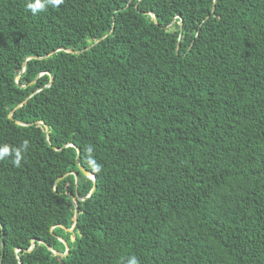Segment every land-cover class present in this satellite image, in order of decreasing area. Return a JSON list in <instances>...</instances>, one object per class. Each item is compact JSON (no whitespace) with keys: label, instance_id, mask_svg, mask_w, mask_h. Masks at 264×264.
<instances>
[{"label":"trees","instance_id":"obj_1","mask_svg":"<svg viewBox=\"0 0 264 264\" xmlns=\"http://www.w3.org/2000/svg\"><path fill=\"white\" fill-rule=\"evenodd\" d=\"M27 3L0 0V264H264V0Z\"/></svg>","mask_w":264,"mask_h":264},{"label":"water","instance_id":"obj_2","mask_svg":"<svg viewBox=\"0 0 264 264\" xmlns=\"http://www.w3.org/2000/svg\"><path fill=\"white\" fill-rule=\"evenodd\" d=\"M151 17H152V20L155 21V16H154V14H151ZM102 39H103V38H102ZM66 51H67V52H70V53H75V51H73V50H71V49H66ZM53 53H54V52H52L51 54H53ZM48 56H49V55H48ZM37 58H38V57H37ZM28 59H30V58H28ZM24 69H25V63H24V65H23V68H22L20 74L16 77V83H17V84H19L20 75L24 72ZM52 81H53V79L51 78V79H50V82H49V84H48V86L51 85ZM25 102H26V101H25ZM25 102H24V103H25ZM22 104H23V103H21L19 106H17V108L20 107ZM12 114H13V112L10 113V115H9L10 118H12ZM39 122H40L41 124L44 125L45 130H46L47 140H49V134H50V129H49V127H48L47 124H45L43 121H39ZM17 124H19V125H26V124L21 123V122H19V121H17ZM68 146L75 147L72 143H68V144L64 145V147H68ZM75 148H76V147H75ZM76 150H77L76 164H77L79 170L82 172V174H83L84 176H86L87 178H89V179H91V180L93 181V187H92L91 191L89 192V194H88L87 196H85V197L80 198V197L77 196V194L74 195V196H72V200H73V202H74V204H75V215H74L75 223H74V225H73V227H72L71 229H68V231H72V230L74 229V227H75V224H76L77 214H78L77 200H85V199H87L89 196H91V194H92V193L94 192V190L96 189V184H95V177H94V175H92L90 172H88L87 170H85V169L80 165V163H79L80 149L77 147ZM70 173H71V174H74V176H75V182H76V184H77V183H78V175H77V173H75V172H69L68 174H70ZM68 174H66V175H68ZM34 246H35V242L33 241V242H32V245H31V249H29V251H31V250L34 248ZM1 247H3V241L1 242ZM47 247L50 248L49 246H47ZM50 250H52V249L50 248ZM52 251H53V250H52ZM53 252H54L56 255H61V256H63V255L66 254V253H64V254L59 253V252H57V251H55V250H54Z\"/></svg>","mask_w":264,"mask_h":264},{"label":"clouds","instance_id":"obj_3","mask_svg":"<svg viewBox=\"0 0 264 264\" xmlns=\"http://www.w3.org/2000/svg\"><path fill=\"white\" fill-rule=\"evenodd\" d=\"M63 3V0H28V3L26 4L27 9H29L33 15L37 14L38 12L45 11L48 6H51L53 8L59 7ZM27 149V141H25L23 145V150ZM10 154L9 147L4 146L3 148H0V160L5 159ZM15 158L13 159V164L15 166H20L21 159H22V150L16 149L15 150ZM92 166L99 171V165L96 164V162L93 160L91 161ZM128 264H139L138 260L135 257H132Z\"/></svg>","mask_w":264,"mask_h":264},{"label":"rangeland","instance_id":"obj_4","mask_svg":"<svg viewBox=\"0 0 264 264\" xmlns=\"http://www.w3.org/2000/svg\"><path fill=\"white\" fill-rule=\"evenodd\" d=\"M72 238H74V236H72Z\"/></svg>","mask_w":264,"mask_h":264}]
</instances>
